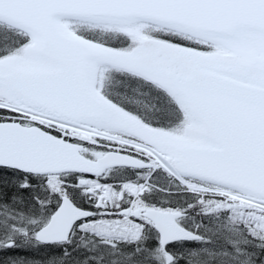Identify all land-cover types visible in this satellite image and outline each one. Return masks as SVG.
<instances>
[{"label": "snow or ice", "instance_id": "snow-or-ice-1", "mask_svg": "<svg viewBox=\"0 0 264 264\" xmlns=\"http://www.w3.org/2000/svg\"><path fill=\"white\" fill-rule=\"evenodd\" d=\"M0 264H264V0H0Z\"/></svg>", "mask_w": 264, "mask_h": 264}]
</instances>
